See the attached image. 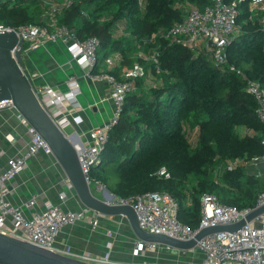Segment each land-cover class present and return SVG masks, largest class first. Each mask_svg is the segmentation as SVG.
Segmentation results:
<instances>
[{"label":"trees","instance_id":"1","mask_svg":"<svg viewBox=\"0 0 264 264\" xmlns=\"http://www.w3.org/2000/svg\"><path fill=\"white\" fill-rule=\"evenodd\" d=\"M249 1L238 7V31L226 47V62L218 65L210 51L164 36L182 20L186 3L204 7L210 0H72L58 12V22L80 38H99L100 64L112 53L121 55L109 70L117 79H124L123 68L143 69L90 177L122 198L167 191L177 201L179 221L193 229L204 193L238 208L255 205L264 176L246 165L264 156V123L245 87L247 79L264 86V10L251 12ZM46 9L38 0H0V24H42ZM153 34L154 42L144 43ZM139 50H156L158 68L137 57ZM149 73L156 82L146 84ZM162 166L169 177L157 174Z\"/></svg>","mask_w":264,"mask_h":264},{"label":"built area","instance_id":"2","mask_svg":"<svg viewBox=\"0 0 264 264\" xmlns=\"http://www.w3.org/2000/svg\"><path fill=\"white\" fill-rule=\"evenodd\" d=\"M38 1L47 6L42 24H22L17 27L0 24V30L15 31L18 41L23 40V45L29 49L38 48L45 42H63L89 76L93 79L105 80L110 86L112 116L100 126L91 129L90 139L84 144L82 141H73L67 131L70 125L82 121L79 114L81 105L77 99L80 88L76 78L73 76L68 78L66 80L68 90L59 91L49 85H34V76L28 73L40 104L56 125L72 140L80 168L90 185V169L101 163V153L107 142L108 133L121 115L126 95L135 89L134 78L142 75L143 69L139 64L131 68H123L124 79H117L109 70L119 66L121 61L119 53L115 52L106 57L105 65L100 66L99 38L89 36L82 39L76 30L58 22V12L68 7L72 0ZM243 1L210 0V3L204 7L186 3L182 20L175 22L164 36L171 43L183 42L193 51L206 49L211 52L216 65L223 64L226 62V47L238 31V7ZM249 8L251 12L264 10V0H250ZM154 40L153 34L149 39H144V43L154 42ZM17 49H19L18 43L13 48V52ZM137 57L154 62L158 68L156 50L150 54L139 50ZM97 66L99 69L95 71ZM230 69L235 70L233 66ZM236 71L240 73L239 70ZM245 90L256 100L255 114L260 122L264 123V86L257 80L247 79ZM3 110L12 111L16 117L17 126L22 129L19 137H15L11 132H5L4 139L13 146L16 145V141L22 142L25 137L26 140L22 146H15L16 153L7 156L5 165L0 169V232L92 264H139L135 258L128 262H114L105 257L76 252L56 245V236L62 227L68 224L89 218L92 228L98 226L99 213L85 206L73 209L64 206L70 197H74V190L67 177L63 180L64 189L58 192L56 202L47 199L44 192L32 193L19 205L11 202L9 196L18 185L17 176L27 167L29 159L38 153L53 154L48 143L15 110L10 99L0 100V112ZM157 174L169 177V172L164 166L157 171ZM93 180L96 190L102 192L103 198L106 197L108 190L106 185ZM106 199L111 204L130 205L135 211L139 226L146 232L188 240L200 228L231 224L244 218L254 208L264 205V192L258 195L253 207L245 208L222 204L215 195L210 193L202 194L200 197L201 218L195 229L179 221L177 201L167 191H146L126 198L114 195ZM133 244L135 256L146 252L159 255L162 250L172 249L168 245L145 241L138 237L134 238ZM189 251L201 254L198 264H264V212L246 221L235 231H219L203 236Z\"/></svg>","mask_w":264,"mask_h":264},{"label":"crops","instance_id":"3","mask_svg":"<svg viewBox=\"0 0 264 264\" xmlns=\"http://www.w3.org/2000/svg\"><path fill=\"white\" fill-rule=\"evenodd\" d=\"M22 62L25 70L34 76V85H49L56 90L66 91L68 90L66 80L71 76L76 78L80 88L77 99L81 105L79 114L82 121L78 124L73 123L67 130L73 141L87 143L90 139V130L100 126L112 116L113 104L108 82L89 76L63 42H45L35 49L26 47L22 52ZM104 65L103 61L100 66ZM146 84H149L148 81ZM5 132H11L15 137H19L22 132L10 110L0 112V169L5 165L7 156L16 153L15 146H22L26 140L25 137L22 142L16 141V145L13 146L4 139ZM246 169L252 174L264 176V156L248 163ZM65 178L61 166L53 155L38 153L29 159L27 167L18 174V185L9 198L13 204L19 205L32 193L44 192L47 199L56 202L58 192L64 189ZM66 190L68 191L67 188ZM68 193L70 194V191ZM73 194L74 197L69 198L64 204L65 207L73 209L82 206L74 191ZM135 237L124 216L99 214L98 226L95 228H92L89 218L62 227L56 236V245L76 252L105 257L114 262H128L134 258L139 264H173L170 261H181L184 264L200 262L201 254L198 252L189 250L183 252L175 248L162 250L159 255L146 252L135 256L133 254Z\"/></svg>","mask_w":264,"mask_h":264},{"label":"water","instance_id":"4","mask_svg":"<svg viewBox=\"0 0 264 264\" xmlns=\"http://www.w3.org/2000/svg\"><path fill=\"white\" fill-rule=\"evenodd\" d=\"M18 43L19 49L13 52ZM23 40L18 41L15 31L0 30V100L10 99L18 111L48 143L51 152L69 180L82 206L99 214L124 216L136 237L172 248L186 251L193 248L203 236L219 231H235L246 221L261 212L264 205L254 208L249 214L231 224H218L200 228L188 240H179L164 234L148 233L137 221L130 205L111 204L106 198L114 194L107 190V196L99 198L92 193L78 162L72 140L56 125L34 93L28 72L22 62ZM0 264H92L66 256L0 232Z\"/></svg>","mask_w":264,"mask_h":264},{"label":"rangeland","instance_id":"5","mask_svg":"<svg viewBox=\"0 0 264 264\" xmlns=\"http://www.w3.org/2000/svg\"><path fill=\"white\" fill-rule=\"evenodd\" d=\"M147 81H148V83H151V84L156 82L154 76H152L151 73H149V76L147 77ZM90 190L97 197H99V198L103 197L102 192L96 191L95 183H94V180H93L92 177H91V181H90ZM170 263H173V264H184V262H181V261H170Z\"/></svg>","mask_w":264,"mask_h":264}]
</instances>
